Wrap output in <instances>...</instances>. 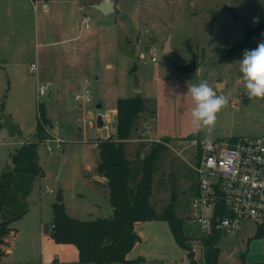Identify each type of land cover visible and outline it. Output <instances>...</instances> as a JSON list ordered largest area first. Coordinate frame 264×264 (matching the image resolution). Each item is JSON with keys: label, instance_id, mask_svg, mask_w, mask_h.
<instances>
[{"label": "rangeland", "instance_id": "rangeland-1", "mask_svg": "<svg viewBox=\"0 0 264 264\" xmlns=\"http://www.w3.org/2000/svg\"><path fill=\"white\" fill-rule=\"evenodd\" d=\"M41 1L35 11L27 0L31 15L28 11L25 18H0V38L5 40L0 44V175L10 165L16 147L36 140V91L37 84H43L46 94L40 100L52 120L50 130L65 141L60 150L52 152L45 142L39 145L38 162L45 180H36L32 197L43 203L48 224L59 191L65 194L63 201L73 216L106 217L110 198L96 197L94 190L99 161L95 141L108 133L116 137L117 118L111 109L117 98L140 94L148 111L125 142L126 150L132 155L142 144L145 151L150 149L151 140L139 136L144 118L151 117L148 129L169 145L154 176L153 202L158 211L173 202L175 214L185 219V234L198 238L197 226L188 221L196 183L190 165L195 160L191 139L264 134V99L246 94L239 64L245 50L264 41V31L235 49L248 27L264 23V0H119V8L110 14L77 0L72 20L61 16L57 8L43 12ZM80 3L83 13L78 10ZM84 13L89 14L88 28L81 23ZM75 35L78 38L73 40ZM150 47H155L156 60ZM193 53L197 55L196 69L182 70ZM33 62L35 72L30 71ZM201 81L228 99L210 132L191 123L194 102L187 92ZM86 90L90 101L75 98L77 92ZM3 112L20 124L15 134L4 127ZM99 113L103 125L90 127L86 117L97 118ZM260 221L244 219L231 236L219 237L215 264H245L242 252ZM142 229L145 236L129 251L133 258L143 255L138 264H190L187 250L175 241L166 220L149 221L140 225ZM195 258L198 264H208L198 248Z\"/></svg>", "mask_w": 264, "mask_h": 264}, {"label": "trees", "instance_id": "trees-1", "mask_svg": "<svg viewBox=\"0 0 264 264\" xmlns=\"http://www.w3.org/2000/svg\"><path fill=\"white\" fill-rule=\"evenodd\" d=\"M114 1L117 3L119 0ZM263 31L264 23L248 27L244 40L239 41L235 49L242 48ZM116 110V137L95 141L99 151L96 170L107 179L113 213L108 217L79 219L68 214L62 201H55L52 204L50 235L57 243L76 245L79 260L83 263L138 264L144 259L142 256L127 257L141 239L135 224L139 221L166 220L175 241L187 250L190 264H198L192 249V238L184 231L185 219L175 214L174 203L158 211L153 202L154 176L163 152L168 149L167 140H151L148 151L142 144L132 155L125 147V141L136 128L138 119L147 111L146 99L140 94L118 97ZM38 112L36 140L23 142L16 147L10 155V165L0 175V264H4L2 259L8 252V237L14 230L12 223L27 212L28 196L36 180L44 176L38 162V148L49 137L45 126H51V120L46 116L41 102L38 103ZM154 115L153 112L152 117ZM219 237L218 233L203 237L202 255L208 264L218 261L220 249L216 242ZM254 238H264V221L258 224L255 235L248 241ZM242 257L245 258V252H242Z\"/></svg>", "mask_w": 264, "mask_h": 264}, {"label": "built area", "instance_id": "built-area-1", "mask_svg": "<svg viewBox=\"0 0 264 264\" xmlns=\"http://www.w3.org/2000/svg\"><path fill=\"white\" fill-rule=\"evenodd\" d=\"M31 2L36 7L39 0ZM88 19V16L84 19L86 26ZM149 50L152 59L156 60L155 47ZM36 70L37 64L31 63L30 71ZM45 94V85L37 84L38 103ZM75 98L90 101L89 91L77 92ZM86 120L90 127L97 125L94 116L86 117ZM50 127L45 126L52 135L44 141L46 149L58 151L65 140L51 132ZM206 138L209 137L191 139L195 160L190 165L194 169L196 183L188 221L197 226L200 234L192 239L197 241L196 245L192 244L194 252L197 248L202 252L203 237L215 233L229 237L247 218L260 219V223L264 221V134L227 139L210 137V145Z\"/></svg>", "mask_w": 264, "mask_h": 264}, {"label": "crops", "instance_id": "crops-1", "mask_svg": "<svg viewBox=\"0 0 264 264\" xmlns=\"http://www.w3.org/2000/svg\"><path fill=\"white\" fill-rule=\"evenodd\" d=\"M99 1L101 0H98L97 2ZM41 2L43 12L46 13L50 8H52L53 10L57 8L61 16L65 17L67 15V18L71 17L70 20L73 19L74 13L76 12L77 8V0H42ZM85 3H87L88 6L92 7V4L96 3V0H85ZM116 7L119 8V3H115V9ZM33 8L36 11L37 6H33ZM78 10L81 11V13H83L84 11V6L81 3L78 4ZM28 11L31 15L30 4L27 2V0H0V18L3 17L12 19L16 17L17 19L23 16L25 18ZM84 14L85 16L81 20L82 25L85 24V17H89V14ZM85 27L88 28L89 24L88 26H86L85 24ZM71 38L73 40L77 39L78 35H75ZM3 43H5V40L2 36L0 38V44ZM111 111L112 116L115 119L117 116L116 107L112 108ZM150 118H144L142 122L143 126L141 129V136H139V139L145 141L164 139L162 137L153 136V133L148 129L150 126L149 124H147V121ZM128 140L129 139H127L125 142H127ZM42 179L45 180V176H43ZM94 181L96 182V185L94 187V190L96 191V197H98L99 195L109 197L106 177L99 174L96 170V178L94 179ZM32 192L33 189L28 196L29 208L27 212L12 223V227L14 228V230L10 232V235L8 237L10 244L9 246H7V255H5L2 259L4 264H10L11 261L19 264H32L37 261L41 264H53L54 262L58 264H85L83 262H80L79 260V250L76 245L72 243H57L52 238V236L50 235V227L53 219V210L51 208V221L48 224L46 221H44L45 218L43 216V203L41 201H36L32 197ZM64 199L65 194L63 193L62 202L64 203L65 209L68 214L73 216V214H71V212L68 210L67 204L65 203V201H63ZM105 211L108 212L104 215H107L106 217L110 216L113 213V206L110 204V207H108V209H106ZM149 221L153 220L139 221L135 224V229L141 236L140 240H142L143 235L145 236V231L143 229L139 230V227L141 224L143 225ZM262 240L264 246V239ZM138 243L139 241L135 245H137ZM130 255L131 253L129 254L128 252L127 257L133 258ZM141 256L143 257V255Z\"/></svg>", "mask_w": 264, "mask_h": 264}, {"label": "clouds", "instance_id": "clouds-1", "mask_svg": "<svg viewBox=\"0 0 264 264\" xmlns=\"http://www.w3.org/2000/svg\"><path fill=\"white\" fill-rule=\"evenodd\" d=\"M239 64L246 94L250 98L264 99V41L255 49L245 50ZM187 95L194 102L190 112L193 127L207 128L210 132L215 126L217 114L228 104L227 97L218 95L207 81L188 88ZM206 139L210 145L211 138Z\"/></svg>", "mask_w": 264, "mask_h": 264}, {"label": "water", "instance_id": "water-1", "mask_svg": "<svg viewBox=\"0 0 264 264\" xmlns=\"http://www.w3.org/2000/svg\"><path fill=\"white\" fill-rule=\"evenodd\" d=\"M92 7L100 10L104 14H110L115 12L116 10L114 0H101L99 2L93 3ZM196 64L197 55L193 53L191 61L182 66L181 69L194 70L196 69ZM100 106V104L97 105V107ZM2 117L4 127L8 130L10 134H15L19 130L20 124L13 122L10 116L5 112L2 113ZM96 119L97 125L102 126L104 122L102 114L99 113ZM56 200L62 201L61 191H59ZM243 252H245V264H264V246L262 239L254 238L248 241L246 246L244 247Z\"/></svg>", "mask_w": 264, "mask_h": 264}]
</instances>
